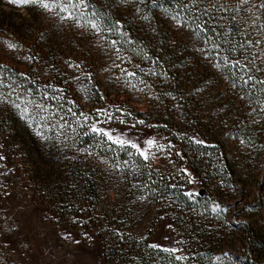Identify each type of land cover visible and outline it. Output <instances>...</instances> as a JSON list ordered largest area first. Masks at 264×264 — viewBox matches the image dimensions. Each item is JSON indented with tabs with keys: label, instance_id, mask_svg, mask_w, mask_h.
<instances>
[{
	"label": "rangeland",
	"instance_id": "374dc122",
	"mask_svg": "<svg viewBox=\"0 0 264 264\" xmlns=\"http://www.w3.org/2000/svg\"><path fill=\"white\" fill-rule=\"evenodd\" d=\"M230 2L235 3L236 0H230ZM112 5L116 6V3L113 2ZM132 7L134 5L129 6V9L131 10ZM41 32L44 33L43 39L40 37ZM187 32V29L180 30L174 23L167 21L161 32L157 31L153 34L158 42L166 41V45L173 46L180 53H184L182 59L188 62L187 65L172 61L174 63L172 67L175 65V69L181 70V74L175 80L180 82V91L185 94L194 86H202L199 81L211 79V73L215 71L206 64L201 71L199 67L191 63L193 56L200 58V53L194 52L195 40L187 35ZM144 33L140 35L143 36ZM6 38L16 40L23 47L18 53L0 47V64L18 72L28 73L35 83L30 85L26 83L25 87L43 89L44 85L50 82L65 90L64 84L57 83L56 75H54L60 72L64 83H67L71 89V100L80 102L84 107L83 113L94 116L97 108L105 107L114 110V106H122L132 112V117L127 118L128 124L134 123L136 119H143L146 124L158 125L156 128L139 125L134 130L142 138L145 136L166 137L175 145L171 156L173 164L168 163V159L158 153L157 159L151 161L152 167L168 175L183 191L194 192L196 195L191 200L192 203L217 202L222 207L228 208V212L223 213L226 216L220 215L222 219L227 218V245L236 243V239L241 234V224L242 237L246 235L244 223H250L251 227L260 229L264 235V132L256 128L252 138L255 147L240 145L242 115H248L249 112L243 109L240 99L242 92L232 89L230 82L223 79L225 75L222 72L218 73L222 81L218 100L213 90L212 96L205 97L206 103H197L198 97L194 96L183 102L177 110L174 105L178 102L163 95L167 91H172L176 81L165 82L159 77L143 76L137 70L138 77L146 79L152 85L151 89H145L143 92L127 89L122 81L116 83L108 78L109 74L104 69L110 65L111 61L102 52L90 54L85 48L86 41L78 33L71 32L67 28L50 26L43 17L34 15L32 9L15 7L0 0V39ZM26 55H36L39 58L29 63L23 58ZM89 56V59H85ZM128 56L132 59V63L124 66L129 70H133L135 64H140L144 69L152 66L140 62L131 55ZM69 58L76 62H84L86 71L92 73L91 82L82 78L80 84L70 86L69 77L74 70L68 69L63 63ZM162 66L164 71L165 67ZM194 67L199 72L198 76L193 73ZM156 70L161 71V68L157 67ZM114 72L119 74L118 70ZM174 76L176 77V74H173ZM133 83L143 87L139 85L138 80H134ZM81 84L93 90L82 91ZM95 88L99 89L98 93ZM173 94L179 95L178 92ZM100 95H103L104 99H100ZM156 96L160 99H155ZM35 98L39 100V94ZM217 103L228 109L226 118L219 112V107H211ZM220 118H225L226 124H218ZM111 126L127 131L126 125L116 121H113ZM184 133L189 136L199 135L210 145H216L206 155L197 153L196 157L197 155L200 158L205 156L202 162L203 167L205 169L209 167L211 175L215 174L213 169L217 167L221 173L225 172L224 179L221 178L218 183H215L217 178L211 176L210 185L201 182L187 162L185 153L188 150L186 145L188 142L179 138L180 134ZM0 135L2 144L5 145L2 153L7 157L3 163L12 169L8 176H0V185H6V190L10 193L5 196L3 194L5 189L0 188V240L10 239L13 242L8 247L0 245V261H3V264H105L96 227L91 225L90 230H85L73 229L65 223L57 225L54 221L56 217L49 210L48 203H44L39 196L38 189L46 182L48 183L47 180L44 181L45 177L54 179L52 185L58 183L57 176L61 173L59 164L64 159L61 152L51 155L44 151L43 155L51 165H42L43 170L35 174L38 179L37 184L28 186L24 172L25 163L28 161L27 157L25 158L26 152L30 150L33 142L38 141L43 145L45 142L34 135L33 129L27 128L24 122L18 119V113L15 110L8 111L2 105H0ZM175 151H181L183 158L177 157ZM187 152L192 155L195 153L190 150ZM68 155L71 156V153ZM223 155L229 159L228 165H223ZM126 159L128 158L122 160ZM100 167L102 169V206L115 207L121 219L129 213L132 214L130 233L146 235L150 232L151 242L181 248V244H175L176 241L181 240V236L173 223L167 206L170 202L166 201L165 196L163 194L154 196L148 190L133 188V183H141L142 174L129 175L127 181H121L119 173L109 175L103 165ZM179 168L188 169L195 178L193 184H187V178L178 172ZM201 190L204 191L203 194H200ZM141 195L146 196L144 201L138 199ZM198 196L207 197L208 201H197ZM13 223L19 225L15 232L2 231ZM168 224L172 225L171 229L166 226ZM69 233L71 239L65 238ZM165 236L169 239L165 240ZM26 244L27 247H25Z\"/></svg>",
	"mask_w": 264,
	"mask_h": 264
},
{
	"label": "snow or ice",
	"instance_id": "6c2138e0",
	"mask_svg": "<svg viewBox=\"0 0 264 264\" xmlns=\"http://www.w3.org/2000/svg\"><path fill=\"white\" fill-rule=\"evenodd\" d=\"M4 2L15 7L30 8L34 15L43 17L50 26L67 28L71 32L78 33L86 41L85 48L90 54L102 52L111 61L110 65L104 69L109 74L108 78L116 83L122 81L123 86L127 89L135 92L151 89L152 85L146 79L138 77L137 70L143 76L159 77L165 82L175 80L174 77L170 78L167 72L163 71L159 58L151 60L152 66L147 69L142 68L140 64L133 65V70L125 67V64L132 63V59L127 55L129 49L125 48V45H128L141 60L148 61L150 57L148 51H145L146 45L140 47L138 42L131 38V34L125 31V25L120 19L112 20L110 13L102 12L95 4L91 3V0H4ZM113 2L116 3L118 11L123 7L133 19H139L142 26L152 33L158 31L153 24L157 14L152 10L160 8L163 14L168 16L169 23H174L180 30L187 29V35L194 38L193 50L200 53V58L193 56L191 63L199 67L201 71L205 64L215 70L211 73V79L200 80L199 83L202 86H194L186 94L180 91L179 81H176L172 86V91L163 93L164 96L178 102L174 105L177 110L183 102L194 96L198 97L197 103H206L205 97L212 96L213 90H215V98L218 100V93L222 90L220 89L222 81L218 73L229 72L231 75L225 76L223 79H231L232 89L237 87V79L247 87L246 96L251 108L249 113L251 126L254 129L258 128L259 131H264V67L261 66L264 64V0H236L235 3H230V0H224L223 3H219L218 0H210V2L209 0H175V8L165 7L159 0H113ZM201 3H208V7L200 8ZM132 5L134 7L128 11L129 6ZM213 13L220 15L214 16ZM223 13L230 15L225 17ZM225 19L233 27L225 28L220 22ZM240 23L244 25L240 29L244 40L243 42H234L231 38L234 26ZM217 36L221 37L220 42H217L215 38ZM40 37L44 38L43 32L40 33ZM225 45L228 47H224ZM0 47L18 53L23 45L12 38H6L0 39ZM236 53L239 55L234 58L233 54ZM23 58L32 63L39 57L26 55ZM89 58L90 56L85 59ZM63 63L68 69L74 70V73L69 77L70 86L71 84H80L82 78L91 82L92 73L86 71L83 61L76 62L69 58ZM185 63L187 65L188 62ZM157 67H160L161 71H157ZM114 70H118L119 74L117 75ZM185 70L187 71V67ZM193 73L199 75L195 67ZM241 73L242 75H240ZM255 73H260V75ZM134 80H138L139 85H143V87H138L133 83ZM26 83L34 84L35 80L30 79L26 72H18L0 64V105L8 111L15 110L18 113V119L23 121L27 128L33 129L34 135L45 143L53 142L60 146L61 151L74 150L76 154L65 155V160L74 162L80 158L82 162L89 165L95 160L97 167L103 165L109 175L119 173L121 181H127L129 175L142 174L141 165L136 163L137 160L142 161L143 167L151 168V161L157 159L158 153L167 158L168 163L173 164L171 156L175 145L170 140H167L166 137L156 136L142 138L134 131L139 125L148 128H156L158 125L146 124L143 119H136L134 123L128 124L127 118L132 117V112L122 106H114V110L105 107L97 108L94 116L83 112L77 113L74 111L75 101L66 100L63 88L49 82L44 85L43 89H33L31 86L25 87ZM81 90L89 92L93 89L81 84ZM95 91L98 93L99 89L95 88ZM174 92H178L179 95H174ZM37 94H39V100L35 98ZM100 99H104L103 95H100ZM155 99L159 100L160 97L156 96ZM240 99L243 101L244 97H240ZM65 103L71 106L65 108ZM211 107H219V112L223 113L225 118L227 117L228 109L225 107H221L218 103ZM225 118L218 119V124H226ZM113 121L126 125L127 131L112 127ZM81 136L91 137L93 143L86 147L78 146L77 142ZM179 138L200 147L214 148L216 146L210 145L207 140L195 134L189 136L184 133L180 134ZM239 143L246 147H255L251 139L239 138ZM4 147L5 145L0 144V149ZM105 148L107 151L113 152L111 160L94 151V149H100L102 152ZM120 152L126 153L128 159L120 160L118 156ZM175 155L183 158L181 151H175ZM6 159V155L0 153V169H3L0 171V176L6 177L12 171L3 163ZM178 172L187 178V184L194 183L195 178L187 168H179ZM132 187L154 191L147 183H133ZM166 187L175 188L176 185H166ZM0 188L5 189L3 192L5 196L10 195L6 190V185H0ZM195 195L191 190L183 192V196L189 200H192ZM138 199L144 201L146 196L141 195ZM211 211L216 216H220L227 213L228 208L213 202ZM166 226L172 228L171 224ZM17 227H19L18 223H13L2 231L15 232ZM65 238L71 239V234H67ZM121 239H123L122 235ZM141 239H145V237L142 236ZM164 239L169 238L165 236ZM76 242L79 243V241ZM12 243L10 239L0 240V245L3 247H8ZM182 243V240L175 242L176 245ZM27 246L26 244L25 247ZM146 247L159 253H167L170 258L169 264H174V262L175 264H185L190 259L189 255L184 254V249L178 246H166L158 242H151L147 243ZM229 256L230 253L224 251L222 255L213 258V264H224V258ZM0 264H3V261H0Z\"/></svg>",
	"mask_w": 264,
	"mask_h": 264
},
{
	"label": "trees",
	"instance_id": "16d2710c",
	"mask_svg": "<svg viewBox=\"0 0 264 264\" xmlns=\"http://www.w3.org/2000/svg\"><path fill=\"white\" fill-rule=\"evenodd\" d=\"M165 7L175 8V0H159ZM210 2V0H209ZM219 3H223L224 0H218ZM91 3L95 4L102 12L110 13L112 20L120 19L125 25V31L131 34V38L137 41L140 47H145V51H148L150 59L143 61L139 56H136L128 45L127 55H131L133 58L138 59L140 62L151 64V60L159 58L160 63H163L165 72L171 78L173 74H176L175 79L181 74V70L172 67L174 64L172 61L178 62V64L185 63L184 53H180L173 46L166 45V41L163 43L158 42L154 38V33L142 26L139 19H133L124 9L117 10V5L113 6V0H91ZM231 3V2H230ZM200 8L208 7V3H201ZM128 11H131L130 9ZM157 14V17L153 20V24L161 32L164 29L165 24L168 21V16L164 15L160 8L152 10ZM195 11V10H193ZM198 14V13H197ZM214 16H219V13H213ZM229 13H223V16L227 17ZM225 28L233 27L228 20L220 21ZM244 25L242 23L234 26V32L232 40L234 42H243L244 37L240 34V29ZM145 32L143 36L140 34ZM217 42L221 41V37H215ZM251 38V37H249ZM224 47H228L225 45ZM239 54H233V57H237ZM181 59V60H179ZM179 66V65H177ZM264 67V64L261 65ZM173 68V69H171ZM225 76H230L229 72H222ZM260 75V73H255ZM56 75V82L64 84L66 100H71V89L64 83L62 74L60 72L54 73ZM242 75V73L240 74ZM176 81V80H172ZM231 84V79L228 80ZM169 82V81H168ZM171 82V80H170ZM236 90L242 92L243 109L249 112L251 108L249 106L246 93L247 87L243 86L240 81H236ZM54 103V102H52ZM67 103L64 107H70ZM253 107L255 105H252ZM187 107V106H186ZM74 111L77 113L83 112L84 107L75 101ZM245 112V113H246ZM254 129L251 126L248 115H242V138L251 139L254 137ZM264 132V131H260ZM91 137H80L77 142L78 146L86 147L88 144H92ZM0 144L2 139L0 135ZM188 150L194 151L192 155L186 151L187 162L193 171L197 174L198 178L206 185L211 184V176L215 177V183L225 178V172L215 167V174L211 175L209 167L205 169L203 167V157L200 158V154L206 155L210 149L208 147H200L190 143H186ZM45 146V147H44ZM47 151V154L53 155L54 153L62 154V156L76 154L74 150H60L59 145H55L53 142L39 144L38 141L33 142L30 145L25 156V179L28 186H33L38 180L35 174L41 172L42 165L51 163L45 158L43 153ZM99 152L106 159L111 160L113 158V152L107 151L105 148L101 152L100 149H94ZM2 153V149H0ZM198 153L197 157L196 154ZM70 156V155H68ZM119 159L128 158L126 153H118ZM224 156V155H223ZM44 162V163H43ZM223 165L229 164V159L223 157ZM138 165H141V183L149 184V191L154 196H165L168 203V210L173 218V223L179 231L181 240V248L184 249V253L190 256V259L185 264H213V258L217 255H222V252L227 251L230 253L229 257L224 258V264H264V235L258 228L251 227L250 223H244V229L246 235L242 237V224L240 225V236L236 239V243L227 245L226 227L227 218H220L211 211L212 203H192L191 200L183 196V189L174 182L168 175L161 173L159 170L143 167L142 161L137 160ZM37 164V166H35ZM208 165V164H207ZM61 173L58 178V183L52 185V178L45 177L47 180L43 187L38 189L39 196L44 203H48L49 210L56 217L54 221L57 225L65 223L73 229H85L90 230L91 225L97 229V234L101 240L102 255L105 264H169L170 258L167 253H159L146 247L147 243H151L150 232L146 235H138L129 232L131 227L133 216L128 214L123 219L119 218V213L115 207H103L102 206V185H101V172L100 166L97 167V161L93 160L91 165L82 162L78 158L74 162H69L65 159L59 164ZM67 166V168H66ZM225 167V166H224ZM63 169V170H62ZM66 169L68 171H66ZM206 173V175H204ZM218 173V174H217ZM149 174L151 178L149 179ZM38 176V175H37ZM213 183V182H212ZM37 184V183H36ZM176 185L175 188L166 187V185ZM35 188V187H34ZM160 194V195H159ZM197 201H208L207 197H197ZM226 216V214H223ZM229 220V219H228ZM119 233L120 235H117ZM121 235L123 239H121ZM145 239H141V237ZM227 248H231L228 251ZM175 264V262H174Z\"/></svg>",
	"mask_w": 264,
	"mask_h": 264
},
{
	"label": "water",
	"instance_id": "95a60500",
	"mask_svg": "<svg viewBox=\"0 0 264 264\" xmlns=\"http://www.w3.org/2000/svg\"><path fill=\"white\" fill-rule=\"evenodd\" d=\"M203 192H204V191H203V190H201V191H200V194H203Z\"/></svg>",
	"mask_w": 264,
	"mask_h": 264
},
{
	"label": "built area",
	"instance_id": "2783aa9c",
	"mask_svg": "<svg viewBox=\"0 0 264 264\" xmlns=\"http://www.w3.org/2000/svg\"><path fill=\"white\" fill-rule=\"evenodd\" d=\"M173 152H174V150H173ZM173 152H172V153H173Z\"/></svg>",
	"mask_w": 264,
	"mask_h": 264
}]
</instances>
